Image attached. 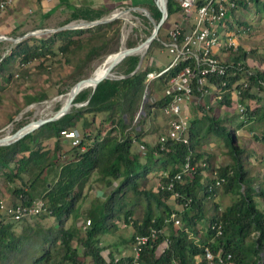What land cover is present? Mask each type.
<instances>
[{"label": "trees", "instance_id": "1", "mask_svg": "<svg viewBox=\"0 0 264 264\" xmlns=\"http://www.w3.org/2000/svg\"><path fill=\"white\" fill-rule=\"evenodd\" d=\"M252 1L255 5L261 4L264 10V0ZM236 2L238 7L245 6L247 0ZM166 6L167 18L179 11L176 0H167ZM152 10L153 17L158 19L160 10L156 5ZM105 13L102 8L73 6L65 22L76 18L98 19ZM232 16L240 27L242 21L235 11ZM117 23L119 20L115 18L85 28L59 29L48 36L23 38L11 47L8 54L1 57L0 70L10 75L11 63L17 57L24 63L35 57L59 52L70 58L86 43L89 47L81 60L83 63L104 53L116 51L117 48L105 52L103 49L111 39L119 36L120 27ZM114 24L113 32L107 35L108 29ZM243 27L249 28L248 25ZM84 32L89 35L86 42L80 36ZM134 44V40H126L127 46ZM152 44L163 46L158 38L153 39L135 71L133 70L140 55H126L114 66L115 71L123 76L104 78L97 83L92 93L89 88H84L76 94L73 101L87 100L85 104L72 105L59 118L41 124L8 144L0 145V174L5 180L13 182L12 190L17 196V202L28 203L34 197L42 196L49 212L40 214L55 215L58 218L57 230L53 232L48 228L44 235L47 246H41L34 252L29 264H134L131 253H115L109 243L99 245L102 242L97 233L114 225L107 223V220L120 213L125 222L132 223L130 243L137 233H146L151 227L161 228L144 245L139 264H171L172 259H176L179 264H217L205 258V245H209L213 251L221 247L224 252H230L231 264H264V260L259 262L261 253H264V208H260L254 198L256 195L261 196L264 205V183H259L257 188L252 185L253 177L240 157L244 148L236 142L232 128L225 123L232 122L233 115L240 117L237 126L245 122L253 123L261 131L260 134L255 133V137L264 143V103L258 91H251L256 79L264 81V69L255 68L250 75L249 86L242 91L240 100L246 106L243 116L236 110L231 116L220 115L219 110L224 104L231 105L229 93L216 100L214 106L209 101L197 104L203 112L201 115H191L188 142L169 138L160 148L158 137L155 142H149L145 136L157 129L156 125H150L152 116L156 114L155 109H160L169 99L168 95L163 94V90L171 76L180 70L182 63L149 82V91L155 93L157 98L152 102L146 100L136 122H133L142 102L147 71L161 67L147 58ZM249 55L264 63V53L238 45V57L245 58ZM75 69L72 75L83 73L81 64L76 65ZM242 75V72H238L235 77ZM241 85L238 84L239 87ZM259 87L263 89L264 85L259 84ZM45 96V92L29 93L26 103ZM96 122L98 124L95 126ZM73 127L83 129V140L75 145L66 142L61 133V130ZM210 134L224 140L232 162L218 166L212 163V154L202 148ZM87 139H90L88 143ZM85 142L86 148L81 149V143ZM135 142L143 144V148L134 149ZM68 144L70 147L63 152L62 149ZM66 152L70 155L62 160L61 157ZM187 159L194 165L193 171L183 172L181 179L174 180L173 189L168 188V182L175 173L181 171ZM214 170L217 177H224L220 186H215ZM93 172H96L95 180L108 189L103 205L98 211L91 207L93 215H88L90 224L86 228L82 229L75 224L65 226L64 220L76 210L78 203L80 207L83 200L82 191L75 186ZM151 172L158 177V183L154 187L143 182ZM209 186L212 188L209 189ZM220 187L224 192L233 193L235 197L224 208L214 199L211 215L206 216L205 199L213 196V192L217 193ZM174 189L180 195H175ZM125 197H128L129 203L124 200ZM141 197L146 199L142 216L134 218L135 205L140 202ZM168 199H172L173 203L168 202ZM186 201L187 204L183 206ZM116 202L118 205L113 209ZM173 209L179 210L180 225L164 221ZM76 218L75 216L74 219ZM199 220L206 224L202 233H198L196 227ZM212 221L222 224L221 235H213L208 225ZM14 222L17 221L4 214L0 216V264H4L3 259L22 251L26 235L15 232ZM26 227L28 226L24 228ZM165 237L169 238V244L163 252H159L158 247Z\"/></svg>", "mask_w": 264, "mask_h": 264}, {"label": "rangeland", "instance_id": "2", "mask_svg": "<svg viewBox=\"0 0 264 264\" xmlns=\"http://www.w3.org/2000/svg\"><path fill=\"white\" fill-rule=\"evenodd\" d=\"M153 1L155 0L147 2L145 6L151 12L153 11L152 8L155 5ZM33 2H37V0H12L11 4L0 12V34L2 33L3 35L9 37L0 39V59L9 53L11 47L19 41L21 35L37 27H46L51 29H44L42 30L43 32L38 34L33 33L24 35L22 36V39L28 36H48L49 34L55 32L52 28H57L66 23H69L71 26L69 28L61 29L85 28L89 26V24H77L82 18H76L70 20L69 22H65L66 18L69 16L68 14H65V17L63 18L58 16L51 25L45 23L44 25L46 26H43L39 23L42 25L39 26L37 22L39 19V13L35 10L32 12L27 11V8ZM151 4L153 6H150ZM111 13L112 11L104 14L103 17H106ZM235 14L242 21L240 23L241 28H244L243 26L245 25L249 26L245 32L242 31L243 33L237 37L239 45H241L244 49L255 48L258 52L264 53V10L261 8V4L255 5L252 0H247L245 6L240 5L237 7ZM117 18L119 20V23L117 24H119L120 27L119 36L110 40L106 48L103 49L104 52L110 51L111 49H119L124 44V46H127L126 40L129 38L134 40L135 44H137L148 36L153 28L152 20L144 16L142 14V10H139L138 8L131 9L129 13H119ZM231 18L235 21L233 16ZM178 19L179 14H173L168 18H165L160 26L161 29L158 30L157 38L165 37L167 29L170 28L174 21ZM114 27L115 24L108 29L107 35H110L113 32ZM80 36L83 38V42H86L89 35L88 32H84ZM56 44L57 42L54 43L53 46L55 47ZM88 47L89 44L86 43L85 46L80 48L74 55H71L70 58L67 57L68 55H63L59 52L55 55L35 57L24 63L17 57L11 63L12 67L10 68V75L7 72L3 73L2 70H0V134L7 133L9 130L15 129L29 120L51 115L62 104L60 101H55V98L70 92L72 85L78 79L85 77L91 71H94V68H96L97 64L101 62L105 56L115 52L111 51L107 54L104 53L100 57H96L83 63L81 60H83L82 58L84 57ZM249 57L252 58V61L254 62H260L252 55H249ZM147 58L151 63L164 65L170 60L171 55L164 45L160 46L152 44L148 51ZM78 64L82 65L81 71L83 73L81 75H72V72L76 70L75 66ZM10 71L8 70V72ZM112 73L118 74L114 67L112 68ZM40 92H45L46 96L26 103L27 94ZM152 96L157 98L156 94L150 93L148 89L144 102L149 99L148 97L151 98ZM261 97L262 102L264 103V92L261 94ZM210 104L214 106L215 101L211 100ZM186 106L191 115H194L195 113L201 115L203 112L197 107V105L192 106L189 104ZM155 110L156 114L152 116L150 125L152 127L153 125H156L157 129L148 132L145 136L147 137L146 140L149 142H155L158 135L164 131L165 127V116L159 108ZM219 113L221 116H224V114L231 116L233 115L232 113H235V111L233 107L222 106ZM136 119H134L133 122H136ZM239 119V116L233 115L232 122L228 121L225 123L228 127L232 128L234 135L236 136V142L244 148L240 157L244 162V166L249 169V174L253 177L252 185L257 188L259 183H264V143L255 137V133L260 134L261 131L251 122H245V124L237 126L236 123ZM96 124H98V122L95 123V126ZM77 128L80 132L83 131L81 127ZM94 130L97 131V128L95 127ZM206 138L207 140L204 142L202 148L212 154L213 164L218 166L232 162V157L228 153V148L223 139L217 138L213 134H210ZM69 145L70 144L65 145L66 148H69ZM134 149H139L138 143L134 144ZM208 175H211V173H208ZM95 179L96 172H93L90 176L81 179L75 186L76 189L82 191L83 200L81 199L82 201L80 203V207H78V203L76 210L70 214L68 219L64 220L65 226L75 224L76 226H81V228L84 229L83 223L86 218L90 214L93 215V212L90 209L96 208L98 211V209H100L103 205V200L108 189L103 188L101 183ZM143 182L154 187L158 183V177L155 173L151 172L146 176ZM234 197L235 195L233 193L224 192L223 188L220 187L215 196H210V198L205 199V210H207L206 216L211 215L212 202L214 199L218 201L219 206L224 208V206L230 203ZM254 198L258 206L260 208H264L261 196L256 195ZM124 200H127L128 202V197H125ZM115 201H117V199H115ZM145 202L146 199L141 197L140 202L136 203L135 210L133 212L134 218H141ZM168 202H171L172 204L173 200L168 199ZM117 205L118 204L116 202L112 206L113 209H115ZM109 208L110 207L108 206V209ZM1 215L3 214L0 212V216ZM75 216L77 217L76 220L74 219ZM14 223L15 232L20 234L25 233L26 238H24V243H22V251L17 253L15 256L3 259L2 261L4 264H29L31 255L38 251L41 246H47V242L44 240V235L48 232V228L54 232L59 226L58 218L55 215L42 216L41 214L33 215ZM107 223L114 225L108 226L107 228H104L103 231H99L97 233V237L102 242L99 245L109 243L111 244L109 246L112 248L113 252L118 254L122 253L119 251L121 247L122 249H125L126 252H129V237L132 231V223L125 222L123 214L121 213L119 215H115V217H112L111 219H108ZM25 226L28 227L24 228ZM205 226L206 224L202 220L197 221L196 227L198 228V233H202L205 230ZM73 242L75 243V239ZM104 252H106V250H104ZM261 255L262 257L259 262L264 260V253H261Z\"/></svg>", "mask_w": 264, "mask_h": 264}, {"label": "built area", "instance_id": "3", "mask_svg": "<svg viewBox=\"0 0 264 264\" xmlns=\"http://www.w3.org/2000/svg\"><path fill=\"white\" fill-rule=\"evenodd\" d=\"M12 0H0V12L3 11ZM179 5V19L175 20L173 25L167 29L165 37L158 38L171 55L170 60L161 65L158 70H149L146 73V86L144 95L146 98L149 82L153 79L182 63L180 70L169 79L168 85L164 88L163 94L169 96L160 107L161 112L165 116L164 131L158 136L160 148L169 138L178 141L188 142V127L190 124V111L186 105L204 104L206 101L220 100L226 93H229L231 105L224 104L226 107H233L234 110L241 113L245 112L246 106L241 102L242 91L249 86L250 75L255 68L264 69V63L254 62L249 56L240 58L238 54L239 42L237 37L245 32L248 28L239 27L232 20V12L236 11L238 4L236 0H176ZM154 4L160 10L162 0H155ZM142 5H128L115 8L111 14L116 12L129 13L131 9L138 8L142 10V14L148 18V14L141 9ZM149 10V9H148ZM151 17L152 12L149 10ZM119 14V13H118ZM167 18V16H166ZM46 27H37L33 29L34 34L43 32ZM59 30L52 28V30ZM243 31V32H242ZM7 38L2 33L0 39ZM22 39V35L19 38ZM242 72L239 78L236 74ZM123 74H113L112 77H121ZM233 76V80L231 77ZM241 83V87L238 84ZM259 84L264 85V81L256 79L251 86V91H258L263 94L264 88H260ZM150 101L156 100L154 96L148 97ZM152 99V100H151ZM86 103V100L80 101V105ZM139 115L137 112L135 119ZM66 139H70L71 144H78L83 140V134L78 128L73 127L61 130ZM89 140H87V143ZM87 143H81L80 148L85 149ZM137 143V142H135ZM143 144L139 147L143 148ZM194 165L190 164L187 159L181 171L175 173L167 184L168 188L174 187V180L181 179L183 172H192ZM216 177L215 186H220L224 177ZM212 186H209L211 189ZM175 195H180L174 189ZM216 192H213V196ZM190 200V198L188 199ZM187 201L183 204L186 205ZM181 206V209H183ZM220 209V208H219ZM0 212L14 221H20L24 217H30L42 212H49L45 199L42 196L34 197L28 203L7 202L0 198ZM164 221H172L175 225H180L181 219L179 210H172ZM90 224V218H86L83 228ZM213 235L222 234V224L219 221L208 223ZM187 230V228H186ZM157 231L151 227L146 233H137L131 241L132 255L134 264H139V257L144 245L150 237H153ZM192 235V232H189ZM169 238L165 237L162 244L158 247L159 252H163L169 244ZM204 256L211 263L231 264V253L224 252L221 247L217 251H213L209 245L204 246ZM118 257H115L117 260ZM171 264H179L176 259H172Z\"/></svg>", "mask_w": 264, "mask_h": 264}, {"label": "water", "instance_id": "4", "mask_svg": "<svg viewBox=\"0 0 264 264\" xmlns=\"http://www.w3.org/2000/svg\"><path fill=\"white\" fill-rule=\"evenodd\" d=\"M166 3H167V0H162V5H160V16L157 20H154L151 17L148 8H146L145 6H141L140 8L143 9L148 14V18L151 19L152 23H153V28H152V30L148 36H146L141 42H139L137 44H134L132 46H125L122 49H120V48L117 49L114 52V57L112 58V60L107 65L106 71L103 74H101L99 76H94L93 71H91L87 76L78 79L72 85V92H71L69 99L65 103L61 104L51 115L42 116V117H38L36 119L29 120L28 122L23 123L22 125L18 126L17 128L9 130V133L0 134V145L8 144V143L22 137L26 133L36 129L41 124H43L47 121H51V120L59 118L60 116L65 114L72 105L79 106L80 102H74L73 101L76 94L84 88H89L90 93H92L94 91L95 86L97 85V83L100 80L107 78V77L112 78V70L111 69L126 55L139 53L140 57H139L137 65L133 71L138 69L141 62H142V58H143L144 53L146 52V49L148 48V46L150 45L152 40L157 38L158 29L167 16ZM117 17H118V13H114V14H110L106 17H101V18L93 19V20L80 19L77 24L78 25L89 24V26H92V25L100 23V22H106V21L113 20ZM70 26L71 25L69 23H66L62 26H59L58 29L69 28ZM33 33H34L33 30H29L26 33H24L22 36L27 35V34H33ZM105 60H106V58H105ZM145 99L146 98H145V95L143 93L139 113L142 109V106H143ZM86 102H87V100H86Z\"/></svg>", "mask_w": 264, "mask_h": 264}, {"label": "crops", "instance_id": "5", "mask_svg": "<svg viewBox=\"0 0 264 264\" xmlns=\"http://www.w3.org/2000/svg\"><path fill=\"white\" fill-rule=\"evenodd\" d=\"M150 1L151 0H37V2H33L29 5L27 11L28 12H32L33 10L37 11L39 13V19L37 21L38 24L40 23L43 26H46L44 25L45 23L49 25L53 24L55 18H57L58 16H60V18H63L65 17V14L69 15V13L72 11L73 6L85 5L94 8H102L106 12L105 14H107L113 11L117 7L128 6V5L146 6V3ZM175 14H178V12H176ZM40 24L39 26H42ZM145 139H147V137H145ZM64 140L66 142L67 141L70 142V139L68 140L65 138ZM67 149L68 147L66 148L65 146L62 149V151L65 152ZM69 155L70 153L66 152V154L62 155L61 159L64 160L67 157H69ZM12 188H13V182H9L8 180H5L4 176L0 174V198H3L7 202H17V196L13 192ZM129 247H130L129 252H126L125 249H122V247L120 248L119 251L122 253L125 252V254L126 253L130 254L132 253L131 243Z\"/></svg>", "mask_w": 264, "mask_h": 264}, {"label": "bare ground", "instance_id": "6", "mask_svg": "<svg viewBox=\"0 0 264 264\" xmlns=\"http://www.w3.org/2000/svg\"><path fill=\"white\" fill-rule=\"evenodd\" d=\"M116 13H122L123 14V12H116ZM6 37L9 38L8 36H6ZM124 45H122V47L120 49L124 48L125 47ZM113 57H114V53H111V54L105 56L104 59L97 64L96 68H94L93 75L94 76H99V75L103 74L106 71L107 65L109 64V62L112 60ZM105 58H106V60H105ZM71 92H72V87L70 89V92H67V94H65L63 96H59V97L55 98L54 100L55 101H60L63 104V103H65L69 99V97L71 95ZM7 133H9V132H7Z\"/></svg>", "mask_w": 264, "mask_h": 264}]
</instances>
